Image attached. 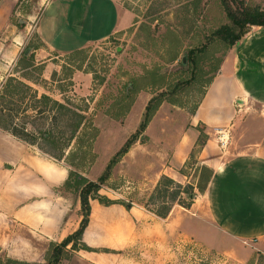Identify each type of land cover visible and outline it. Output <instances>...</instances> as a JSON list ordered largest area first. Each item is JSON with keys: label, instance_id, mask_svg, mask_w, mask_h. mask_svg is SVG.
Here are the masks:
<instances>
[{"label": "crops", "instance_id": "crops-1", "mask_svg": "<svg viewBox=\"0 0 264 264\" xmlns=\"http://www.w3.org/2000/svg\"><path fill=\"white\" fill-rule=\"evenodd\" d=\"M107 1L98 9V17L103 22L105 8L114 11L108 36H95L78 46H61L68 39L84 37L91 0L79 6L80 16H75L71 25L61 7L72 0H43L38 11H23L26 21H20L22 26L17 31L8 29L10 19L18 12L17 5L28 0H0V57L17 56L22 38L32 27L43 49L59 56L105 41L131 27L134 15L117 0ZM47 12L45 25L41 20ZM4 27L9 38L2 34ZM183 115L188 123L172 152L161 162L159 175L184 184L187 178L180 171L201 129L206 140L195 160L199 167L211 170L212 176L189 209L173 207L165 219L154 216L161 222L159 238L176 241L187 235L206 248H215L217 241L220 249L235 258L234 264H250L258 258L264 261V27H252L224 55L194 111ZM218 130L227 131L240 152L215 167L220 154ZM50 160L35 147L0 130V264H46L50 245L62 242L78 228L79 198L71 191H61L67 169ZM90 203L89 223L81 241L99 251L79 250L74 252L75 257L83 264H122L120 250L126 249L136 231L143 228L139 225L142 219L133 214L132 207L126 210L117 204L105 207L95 200Z\"/></svg>", "mask_w": 264, "mask_h": 264}, {"label": "rangeland", "instance_id": "rangeland-1", "mask_svg": "<svg viewBox=\"0 0 264 264\" xmlns=\"http://www.w3.org/2000/svg\"><path fill=\"white\" fill-rule=\"evenodd\" d=\"M42 1L33 0L31 3L28 0L27 3L17 5L18 12L12 15L8 29L20 30V21H26L23 11H38ZM86 1L72 0V3L61 7L66 10L68 25H71L75 16H80L82 8L79 6ZM243 1L247 8L259 7L264 10V0ZM102 2L108 1L91 0L93 6L82 31L84 37L79 40L68 39L66 44L58 41V44L78 46L85 40H94L95 36H108L115 19L114 11H106L104 7L102 15L106 19L99 21L98 9ZM117 2L134 15L132 26L78 52L63 56L49 52L43 49L33 27L29 29L18 46L17 56L0 57V87L7 78L14 77L32 87L38 95L44 94L60 102L67 99L79 108L88 107L90 124H85L81 131V144L90 140L91 134L97 133V136L77 172L94 182L137 130L148 100L165 92L166 101L161 104L144 131L143 143H135L117 161L110 171L108 181L99 191L100 195L111 200L131 204L133 214L142 219L139 225L143 228L136 231V236L126 249L120 250L119 254L124 261L122 264H234L237 262L235 258L229 251L220 249L221 244L217 245V241L215 248H206L187 235L178 237L176 241L171 240V237L160 239L161 222L147 211L158 210L161 205L159 201H151V197L161 177V162L172 152L188 123V117L185 118L183 114L194 111L222 58L232 49L214 32L224 25L232 24L220 0H195L190 4L184 0ZM227 2L234 13L239 15L241 6L232 0ZM48 14H45L41 23L47 25ZM99 22L102 23L98 26ZM8 29L4 27L2 34L9 38L11 35ZM202 47L205 48L204 52L199 50ZM189 50H193L197 56L188 57ZM27 62L33 66L23 69ZM147 72L154 75V78H148L147 81L157 79V86L143 88L148 84L143 80ZM75 75L79 76L75 78ZM132 79L138 80V86L142 88L134 96L129 93ZM131 98L134 101L126 112ZM234 146V141L229 138L227 146L220 148L215 167H220L226 159L240 152ZM75 148L73 144L68 150L70 161L74 164L84 159ZM195 158L196 155L188 158L180 171L187 178L181 185L194 187V199L202 194L196 188L201 167ZM59 163L69 170L66 160ZM61 191L66 192L63 188ZM70 193L78 197L76 193ZM183 199L188 201L186 196ZM173 207L180 209L178 205ZM92 249L86 252L94 253ZM74 252L66 250L60 264H83ZM250 264H264V261L258 258L251 260Z\"/></svg>", "mask_w": 264, "mask_h": 264}, {"label": "trees", "instance_id": "trees-1", "mask_svg": "<svg viewBox=\"0 0 264 264\" xmlns=\"http://www.w3.org/2000/svg\"><path fill=\"white\" fill-rule=\"evenodd\" d=\"M184 1L190 4V2H194L195 0ZM232 1L241 6L240 14L236 15L234 13L227 0H220L226 17L230 20L232 26L224 25L214 32L215 36H219V38L228 45L229 49L236 47L252 27H264V10H261L259 7L247 8L244 6L243 0ZM199 50L200 52H204L205 48L202 47ZM196 56L193 50H189L188 57L195 58ZM24 66L23 69H28L33 65L27 62ZM148 78H154L153 73L147 72L143 80L147 81ZM151 79L147 81L148 84L143 88L157 86V79L153 81ZM129 86V93L131 96H134L142 90V88L138 86V80L135 79L131 80ZM133 101L134 99L131 98L126 112ZM164 101H166L165 92H160L158 95H154L148 100L137 130L127 139L124 146L111 158L103 173L94 182L84 178L77 172L82 162L87 158H84L85 153L91 148L97 136V133H93L89 137L90 140L81 144L80 138L83 135H81V131L85 128V124H90L87 112L88 107L84 106L79 108L67 99H63V101L60 102L44 94L38 95L36 90L14 77L7 78L2 84L0 87V130L26 145L35 147L42 154L56 162L66 160L69 170H67L68 175L63 188L67 191L76 193L79 198L80 221L78 228L62 242L50 245L46 257V264H60L66 250L91 251L81 241L89 223L90 201L95 200L105 207L117 204L123 206L126 210L131 208V204H124L121 201L111 200L106 196L100 195L99 191L108 181L110 171L117 161L122 158L135 143H143L144 131ZM172 104L176 105V103ZM205 140V135L200 131L195 148L190 153L189 159L193 158L197 152L200 151ZM73 144L77 147L75 150L80 151L82 158H84L76 164L70 161L71 155L70 151H68ZM211 176V170L206 167H201L199 181L196 185L199 193L205 191ZM183 196L187 197V202L184 201ZM194 197L195 193L192 185L184 186L162 175L151 197V201H159L161 205H159L158 210L147 211L160 219H165L174 205H178L183 209H189Z\"/></svg>", "mask_w": 264, "mask_h": 264}, {"label": "built area", "instance_id": "built-area-1", "mask_svg": "<svg viewBox=\"0 0 264 264\" xmlns=\"http://www.w3.org/2000/svg\"><path fill=\"white\" fill-rule=\"evenodd\" d=\"M217 135V141L220 148H225L229 142V134L225 130H218L216 132Z\"/></svg>", "mask_w": 264, "mask_h": 264}, {"label": "water", "instance_id": "water-1", "mask_svg": "<svg viewBox=\"0 0 264 264\" xmlns=\"http://www.w3.org/2000/svg\"><path fill=\"white\" fill-rule=\"evenodd\" d=\"M184 62V61H183Z\"/></svg>", "mask_w": 264, "mask_h": 264}]
</instances>
